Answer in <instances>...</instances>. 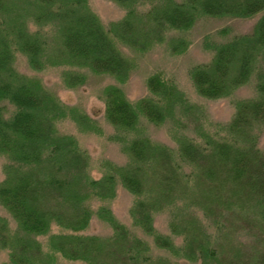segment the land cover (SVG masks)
Returning <instances> with one entry per match:
<instances>
[{
  "label": "trees",
  "instance_id": "1",
  "mask_svg": "<svg viewBox=\"0 0 264 264\" xmlns=\"http://www.w3.org/2000/svg\"><path fill=\"white\" fill-rule=\"evenodd\" d=\"M112 1L124 16L106 25L89 0H0V205L15 224L0 215L5 264H264V0ZM258 14L250 33L206 38L213 56L190 70L207 99L255 82L256 96L237 100L229 123L205 128L203 109L161 72L147 78L148 95L126 96L121 84L137 60L124 48L143 54L166 43L179 55L200 19ZM19 54L36 72L63 67L69 88L83 86L85 72L116 80L103 89L105 117L125 165L106 161L100 178L90 174V155L59 124L73 121L82 132L101 127L39 77L19 72ZM143 118L179 128L189 120L196 136L176 130L173 148L153 141ZM120 184L134 197L130 215L144 236L104 204ZM93 200L102 202L96 210ZM159 214L168 216L167 232L155 224ZM94 215L111 235L85 234Z\"/></svg>",
  "mask_w": 264,
  "mask_h": 264
},
{
  "label": "rangeland",
  "instance_id": "2",
  "mask_svg": "<svg viewBox=\"0 0 264 264\" xmlns=\"http://www.w3.org/2000/svg\"><path fill=\"white\" fill-rule=\"evenodd\" d=\"M89 4L106 25L124 16L123 8L112 0H89ZM260 16L261 14H258L246 19L232 17H206L200 19L186 34L190 41L189 48L186 52L179 55L172 54L166 43L155 45L143 54L124 48L127 55L135 56L137 60V67L132 72L129 80L125 84H121L126 96L131 101H136L148 95L147 78L154 72H161L166 78L174 81L193 104L203 109L204 114L201 117V121L205 128L213 130L218 124L225 125L229 123L235 113V102L256 96L255 82L253 80L250 81L228 97L207 99L198 95L195 90L190 77V70L197 64L207 63L211 60L213 52L205 47L206 38L222 42L236 34L250 33ZM223 29L226 32H222ZM16 68L21 73L39 77L46 88L55 93L64 103L80 107L99 124L101 127L100 133L82 132L70 120L59 124L60 130L64 133L75 135L81 147L90 155L89 172L94 178H100L104 174L103 165L106 161L117 165H125L128 162V157L123 152L121 144L113 139L115 135L114 127L105 117L103 89L110 83H116L112 76L85 72L87 76L86 83L81 87L69 88L64 84L62 78L63 67L48 68L44 71L36 72L30 68L26 56L19 54L16 59ZM142 126L153 141L167 144L173 148L177 147L176 130L179 133L196 136L195 124L189 122V120H186L185 124L179 128L172 123L155 125L143 118ZM259 146L264 150V129L262 130ZM4 163L5 159L0 157V182L4 179ZM133 202V195L120 184L118 185L117 196L104 204L112 209L118 220L129 226L134 232L144 236L142 231L136 228L132 222L130 209ZM101 204V201H92V206L95 210ZM0 215L7 216L11 220L12 226H15L11 216L1 205ZM155 224L158 229L167 232V214L157 215ZM84 232L85 234L109 236L112 234V228L97 215H94L89 227ZM7 261L8 253L1 251L0 264H5ZM61 264L86 263L61 259Z\"/></svg>",
  "mask_w": 264,
  "mask_h": 264
}]
</instances>
